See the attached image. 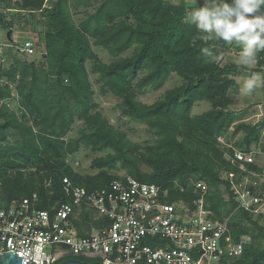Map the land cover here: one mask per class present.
<instances>
[{
    "label": "trees",
    "instance_id": "16d2710c",
    "mask_svg": "<svg viewBox=\"0 0 264 264\" xmlns=\"http://www.w3.org/2000/svg\"><path fill=\"white\" fill-rule=\"evenodd\" d=\"M44 1L22 0V3L25 8L40 9ZM68 1L56 0L52 9L49 10L52 24L61 22L64 26L63 29L59 28L58 33L63 44L58 46L53 39H50V46L47 52L45 51L47 56L49 53L57 54L56 80L51 86L34 81L31 87L22 91L23 103L39 116H43L37 122L41 130L35 133L32 126L21 125L12 119L0 123V139L2 140L6 139L7 127L21 128L22 141L15 155H19L25 162L30 161L40 167L42 163H46L50 171L42 176V180L44 177L50 178V187L41 185L38 190L32 178L28 183L22 181L24 170H21V167H25L27 163L18 161L15 157L7 158L6 162L0 163L2 190L0 207L7 205L14 198L31 196L34 192H38L40 200L36 206L39 209H51L52 205L65 199L61 187L64 176L70 177L75 184L84 185L88 189L97 188L118 178L107 176L101 185H86L77 181L75 179L77 174L71 172L70 166L53 153L64 147L62 138L71 125L75 116L74 108H78V105L84 106L80 115L87 117L90 126L82 129L80 135L72 140V144L76 147L83 144L94 149L104 147L115 149L114 156L110 155L108 158L97 160L99 166H104L107 162L113 164L111 162L114 158L123 160L133 158L132 150L135 146L123 133L113 131L101 114L95 113L88 116L90 81L85 62L87 59H94L96 60L94 68L101 71L106 85L113 93L123 98V112L151 126L159 127L158 133L161 136L156 146L150 148L152 153L150 159L155 165L154 171L144 173L135 167L131 176L142 182L155 183L169 189L170 201L173 202L192 198L193 194L189 187L191 177L188 176L202 171L205 177L193 179H204L209 184L211 190L208 197L209 208L214 212L213 217L223 218L228 215L236 204L230 193L229 200L225 199L218 190L213 189L212 184H222L219 177L220 171L230 167L224 158V151L217 147L216 138L220 133L217 129L231 123L229 113L224 110V107L227 104L225 100L228 88L234 83V80L227 75L234 66L221 67L201 51L208 48L214 56L219 54L211 46V42L198 35L195 25L186 20V13L189 11L187 0H181L178 4L168 0H123V13L138 20L136 26L122 21L109 29H103L99 21L96 22L95 29L89 23H85L82 28H77L70 20ZM3 13H0V20L10 24V21L4 19ZM87 35L97 38V44L108 47L114 56L120 55L134 44H139L140 49L131 57L107 65L99 61L90 46ZM148 65L152 68L141 79V87L161 88L174 71L182 74L188 82L183 87L169 92L161 101L145 105L135 99L133 93L127 89V85L138 76L140 70ZM261 67H264V52L258 55L256 69L264 74ZM65 75L70 76L69 86L65 84L68 79ZM7 96H10V91L5 92L2 87L0 98ZM204 99L214 101L215 108L191 117L194 103ZM71 101L75 107L72 106ZM5 108L4 105L2 109ZM46 108H49L47 115L43 110ZM11 116L14 118V113H11ZM181 126L183 129L180 130ZM181 132L184 137L178 140L177 137ZM254 138L258 139L255 136ZM250 141L251 138H247L245 145L248 146ZM193 145H196L197 149H193ZM4 156L6 155L2 157ZM217 166L218 170H216ZM182 187L186 190L181 191ZM83 220V224H88L87 215L83 216ZM245 220L252 222L261 233L263 231L257 221H252L248 213L237 212L232 223L234 233L236 235L251 233L253 241L246 246L241 257L227 264H264V248L255 247L257 237L254 232H251L250 227L244 224ZM78 227L82 233L80 223ZM70 259L93 261L86 256H66L59 262Z\"/></svg>",
    "mask_w": 264,
    "mask_h": 264
},
{
    "label": "built area",
    "instance_id": "2783aa9c",
    "mask_svg": "<svg viewBox=\"0 0 264 264\" xmlns=\"http://www.w3.org/2000/svg\"><path fill=\"white\" fill-rule=\"evenodd\" d=\"M19 50L24 56L46 53L33 38L23 40ZM261 91L264 96V87ZM260 107L264 112V97ZM217 138L230 166L219 177L236 204L225 217H213L204 179L190 180L191 199L172 202L169 189L129 175L93 189L64 176L65 199L51 209L36 206L38 192L0 207V251H15L24 264H54L66 256L101 264H227L241 257L253 236L236 235L232 223L239 211L264 220V143L237 147L223 135Z\"/></svg>",
    "mask_w": 264,
    "mask_h": 264
},
{
    "label": "rangeland",
    "instance_id": "374dc122",
    "mask_svg": "<svg viewBox=\"0 0 264 264\" xmlns=\"http://www.w3.org/2000/svg\"><path fill=\"white\" fill-rule=\"evenodd\" d=\"M168 1L178 4L181 0ZM55 2L56 0H45L40 9H35L34 7L25 8L22 0H0V13L4 12V19L6 18L7 21L11 22L10 24H5L2 22L3 20H0V97L2 87L5 92L10 91V96L3 99L0 98V123L12 119L21 123V125L32 126L35 133H39L41 130V126L37 122L43 116H39L37 112L23 103L22 91L31 87L34 81L46 86H51L54 83L57 78L55 74L57 70V62L55 61L57 54L24 56L20 53L19 47L21 42L28 38L35 39L38 42V47L46 52L50 46V39H53L58 46L63 44V40L58 33L60 32L59 28L63 29L64 26L61 22L52 24L49 14V10L52 9ZM123 3V0H69L70 20L77 28H82L85 23H89L95 29L97 21H99V25L103 29H109L122 21L136 26L138 20L123 13ZM203 3L204 0H187L189 11L202 6ZM198 35L204 36L200 32H198ZM87 37L99 61L107 65L131 57L140 49L139 44H134L120 55L114 56L108 47L97 44V38L91 35H87ZM208 42H211V46L219 53L217 54L219 60H216V62L221 67L226 65L234 66L227 75L234 80V83L228 88L225 100L227 104L224 107V110L229 113L228 116L231 123L217 129L220 131L217 137L223 135L225 143L237 147H245L247 138H251L248 146L256 145L259 142L263 144L264 112L262 107H260L263 102V92L261 88L255 90L249 96H243L239 92L243 79L251 72H258L257 68L248 69L237 65L236 61L239 57L240 46L235 43L226 44L215 39L212 41L208 40ZM3 52L4 55L1 56ZM95 63L96 60L94 59H87L85 62L90 81L88 116L95 113L101 114L113 131L123 133L135 146L132 150L133 158L129 160L114 158L112 159L113 162H111L113 164H108L107 162L104 166H99L97 160L108 158L110 155L114 156L116 150L111 147L94 149L83 144L76 147L72 144V140L80 135V131L90 126L87 117L80 115L84 106L78 105V108H76L73 101H71V104L75 107V116L67 133L62 138L65 143L64 147L53 153L70 166L71 172L77 174V177H75L77 181L86 185H101L105 182L107 176H131L135 167L144 173L153 172L155 165L150 159L152 154L150 148L158 143L161 136L158 133L159 127L151 126L145 121L125 114L122 109L124 106L123 98L109 89L103 80L101 71H97L94 68ZM151 68L152 66L148 65L140 70L138 76L127 85V89L130 93H133L135 99L145 105H152L161 101L169 92L181 86L183 87L188 82V79L182 74L174 71L161 88L157 89L153 86L141 87V79ZM65 77L68 78L65 84L69 86L71 83L70 76L65 75ZM4 105L6 108L2 109ZM213 108H215L214 101L207 99L198 100L194 103L190 115L194 117ZM43 110L45 115L49 114V108ZM11 113H14V118ZM181 128L183 129L182 126L179 129L181 130ZM20 130L21 128L12 126L5 129L6 139H0V163L6 162L7 158L10 159V157H15L18 161L25 162L19 155H15L19 151L22 141ZM254 136L258 137V139L254 138ZM183 137L184 135L181 132L177 138L182 140ZM216 139L217 147L221 151H226V148L218 141V138ZM192 148L197 149L196 145H193ZM3 155L6 156L2 157ZM25 163H27L25 167L20 166L21 170H24L22 177L24 180L22 181L28 183L31 180L30 178H32L38 190L41 185L50 187V178L44 177L42 180V176H45L50 171L46 163H42L41 167L30 161ZM218 169L217 166L216 170ZM202 176L205 177L202 171H199L198 173L190 174L188 177L193 179L194 177ZM212 187L218 190L225 199H228V192L223 184H212ZM252 221H257L258 226L263 229L262 233L252 222L245 220L244 224L248 225L252 230L251 232H254L257 237L254 243L255 247L262 249L264 248V220L252 219Z\"/></svg>",
    "mask_w": 264,
    "mask_h": 264
},
{
    "label": "clouds",
    "instance_id": "9594fccd",
    "mask_svg": "<svg viewBox=\"0 0 264 264\" xmlns=\"http://www.w3.org/2000/svg\"><path fill=\"white\" fill-rule=\"evenodd\" d=\"M186 20L206 40L240 46L238 66L254 68L258 55L264 52V0H204L202 6L186 13ZM201 51L210 60H219L208 48ZM261 87L264 74L251 72L243 79L239 92L249 96Z\"/></svg>",
    "mask_w": 264,
    "mask_h": 264
},
{
    "label": "water",
    "instance_id": "95a60500",
    "mask_svg": "<svg viewBox=\"0 0 264 264\" xmlns=\"http://www.w3.org/2000/svg\"><path fill=\"white\" fill-rule=\"evenodd\" d=\"M0 264H24L23 257L19 256L15 251H0ZM27 264H36L33 262H28ZM42 264H47L46 262H42ZM54 264H101L100 261H83L80 259H70L65 260L59 263Z\"/></svg>",
    "mask_w": 264,
    "mask_h": 264
}]
</instances>
